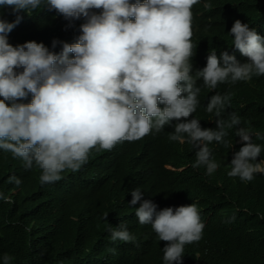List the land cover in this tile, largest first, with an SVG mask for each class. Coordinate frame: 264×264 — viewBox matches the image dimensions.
<instances>
[{
  "label": "clouds",
  "instance_id": "obj_1",
  "mask_svg": "<svg viewBox=\"0 0 264 264\" xmlns=\"http://www.w3.org/2000/svg\"><path fill=\"white\" fill-rule=\"evenodd\" d=\"M216 4L228 5L0 0V17L10 18H0V149L26 169L39 168L41 184H58L66 171L61 183L75 189L93 164L121 173L92 187L94 203L44 221L49 231L40 250L54 245L65 257L53 264L134 260L154 241L164 264H189L186 244L202 240L214 253L219 243L223 253V214L255 232L241 214L246 208L226 205L264 173V121L254 125L264 117V0L230 18L223 37L215 30ZM22 11L31 14L26 19ZM253 16L259 25L250 28ZM253 96L261 106L249 111L251 104L239 101ZM213 141L226 148L212 151ZM197 176L199 188L217 191L208 206L187 189ZM9 182L21 184L14 175ZM11 260L4 255V264Z\"/></svg>",
  "mask_w": 264,
  "mask_h": 264
},
{
  "label": "trees",
  "instance_id": "obj_2",
  "mask_svg": "<svg viewBox=\"0 0 264 264\" xmlns=\"http://www.w3.org/2000/svg\"><path fill=\"white\" fill-rule=\"evenodd\" d=\"M223 1L228 4L224 8L220 9L218 4L213 6L215 9L213 13L217 15L215 30L222 33V37L225 32L224 25L230 18L236 16L245 6L249 10L255 11L256 3L263 0ZM203 3L205 2L202 1V6ZM196 5L192 7V10ZM8 11L12 13L11 8ZM18 14H23L27 19L31 12L25 13L22 11ZM0 18L6 21L10 19ZM256 18L257 16H253L249 20L248 25L250 28L259 25L254 22ZM60 26L62 29L70 27L64 24ZM257 31L259 32V28ZM61 34L63 38H71V32H61ZM237 61L240 62V60ZM255 96L252 98L244 97L239 102L251 104V108L248 109L251 111L250 109L261 106L259 98ZM263 118L256 117L257 121L254 125L261 126L264 121ZM261 131L264 132V129ZM229 138L231 137L227 136L225 139ZM211 143L212 151H221L226 148L221 143L215 141ZM228 150H231V148ZM236 151H239V149L237 148ZM193 153L194 151H191L188 154ZM90 157L91 159L98 158L95 154L90 155ZM13 175L21 180L19 186L9 182V177ZM40 175L41 170L39 168L34 166L32 169H26L21 159L13 158L10 152L0 149V193H3L5 197V199H0V264H4L3 257L5 254L12 257L10 264H41L42 259L38 262V256H42L47 264H50V262L53 264L55 260L59 261L65 258L59 253L58 247L54 245L49 248L46 247V251L40 250L46 244L44 232L49 231L44 221L51 218L54 213L62 218L65 215L69 216L78 212L80 209L85 208L86 204H92L96 200L93 186L100 188L109 181H118L121 178V173L116 168L97 164H93L91 169L88 168L82 174L75 189L61 183L66 176V171L61 174L62 178L58 184L54 182L41 184ZM201 180V176H197L193 183L188 185L187 189L195 192L198 205L208 206L210 200H216L218 194L214 188L211 190L205 188V186L202 189L199 188L198 185ZM110 185L116 186L117 184L111 183ZM7 198H10L11 202H8ZM179 198L187 200L183 191H179ZM226 206L227 208H246L247 210L242 211L241 214L244 216L245 224L255 232L246 233L241 231L226 214H223L219 218V233L223 238L225 247L223 253L221 254L219 243H216L218 248L215 252L211 253L206 250L205 244L200 240L196 244H186L184 246V248L187 247L183 258L189 264H264V173L256 176L242 191L231 197ZM29 231L36 232V239L38 240H35V237ZM135 231H137V228H135ZM145 231L144 228L143 236L146 234ZM49 234L55 239L60 237V233L50 232ZM63 236L65 237L67 234L63 233ZM70 237L73 239V236ZM139 243L140 240L137 241L136 237L131 242L136 249ZM152 244L153 247L145 248L144 253L137 259L129 260L126 257H116L115 262L112 264H127V262H134V264H164L161 250L158 253L155 245L157 241ZM30 248H32L34 254L31 258L26 259L28 255L32 254ZM51 252L55 255H51ZM63 254L65 255L66 251Z\"/></svg>",
  "mask_w": 264,
  "mask_h": 264
}]
</instances>
